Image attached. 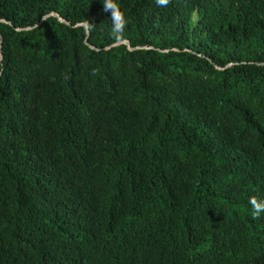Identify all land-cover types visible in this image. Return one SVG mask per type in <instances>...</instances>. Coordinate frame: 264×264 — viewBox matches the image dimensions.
<instances>
[{"label": "trees", "instance_id": "16d2710c", "mask_svg": "<svg viewBox=\"0 0 264 264\" xmlns=\"http://www.w3.org/2000/svg\"><path fill=\"white\" fill-rule=\"evenodd\" d=\"M114 2L0 0V264H264V0Z\"/></svg>", "mask_w": 264, "mask_h": 264}, {"label": "clouds", "instance_id": "9594fccd", "mask_svg": "<svg viewBox=\"0 0 264 264\" xmlns=\"http://www.w3.org/2000/svg\"><path fill=\"white\" fill-rule=\"evenodd\" d=\"M155 2L158 7H166L170 3V0H155ZM102 4V11L104 13H110L112 21L111 34L116 41H120L123 36V29L127 24L124 13L120 10L119 6L114 2V0H103ZM83 23L85 28L88 30L94 26V24L90 23L88 20H85ZM249 204L253 210V218H259L261 212H264V200H259L257 197L252 196L249 198Z\"/></svg>", "mask_w": 264, "mask_h": 264}]
</instances>
